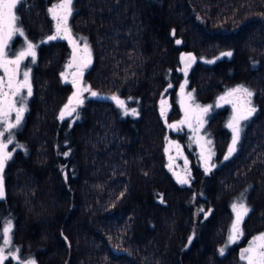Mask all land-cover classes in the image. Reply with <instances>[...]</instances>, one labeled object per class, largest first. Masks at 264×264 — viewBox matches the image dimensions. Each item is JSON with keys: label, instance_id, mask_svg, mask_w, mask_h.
<instances>
[{"label": "trees", "instance_id": "trees-1", "mask_svg": "<svg viewBox=\"0 0 264 264\" xmlns=\"http://www.w3.org/2000/svg\"><path fill=\"white\" fill-rule=\"evenodd\" d=\"M31 3L21 13L31 38L41 39L33 91L0 200L20 252L37 264H240L244 240L264 231V0H74L72 26L93 54L85 80L123 96L138 114L98 96L64 119L72 88L61 74L71 47L44 41L53 25L45 2ZM184 50L196 55L186 75L198 99L245 85L256 104L228 159L229 109L210 112L216 164L206 172L191 156L187 184L169 169L160 105L169 94V118L179 116ZM243 189L244 239L221 254L232 197Z\"/></svg>", "mask_w": 264, "mask_h": 264}, {"label": "snow or ice", "instance_id": "snow-or-ice-1", "mask_svg": "<svg viewBox=\"0 0 264 264\" xmlns=\"http://www.w3.org/2000/svg\"><path fill=\"white\" fill-rule=\"evenodd\" d=\"M23 4V0H0V69H3L4 76H0V119H3L7 124L5 131L10 132L12 128H15L20 124L23 113L25 112V103L26 99L21 95L22 89H27V96L32 95L31 84L29 83V72H23V80L18 81L17 76L20 72L21 62L27 58L31 57L32 60H35L36 57V45L32 42L27 43V47L20 51L18 54L13 53L14 59L9 58L8 45L12 41L13 37L17 34L20 36L24 35L23 29L18 26L19 16L16 14V10L19 5ZM73 0H59L57 4H54L48 9V12L51 14L52 19L55 21V35L48 37V40L56 39H67L70 44L73 46V52L71 61L68 64V67H76V71L72 73V84L76 88V91L72 93V96L69 97L68 102L64 105L60 113V119H64L66 116H72L73 113H76L77 108L83 105L84 100L82 98L83 92H89L90 88L81 87L79 80L83 76V70L87 68L91 62V50L86 42L83 44V48L80 47L79 42L73 37L71 28L68 25L69 17L72 15ZM177 44L180 43L179 40L176 41ZM232 53L224 52L221 53V56H231ZM195 58L191 54L182 55L181 61L184 63V68L181 71L187 73V69L191 66V63L194 62ZM213 61H208L212 63ZM64 76L67 81V75L64 73L61 74ZM6 77V79H5ZM171 87V85H169ZM184 85H181V91L183 92ZM7 89V91L5 90ZM92 96H97V93L92 92ZM254 93L243 85H238L233 89L228 90L223 96L219 97L220 101H223L227 104H232L234 109V115L232 119L228 122L227 127L232 130V143L228 148V155L225 159H228L229 156L236 150L237 141L240 138L241 132V121L248 120L255 112L256 108L252 106L251 97ZM19 98L20 107H17V99ZM189 99H191V93L188 94ZM112 99L116 101L117 105L125 110V114L131 112V115L136 116L138 113L136 109H127L126 103L124 100H121L117 96H113ZM166 101L161 100V115L166 114L164 105ZM212 106L201 107L200 105H195V108L192 111L196 115L197 123L203 127L204 116L210 111ZM188 109H186V119L180 123L188 122ZM11 112H15V124L8 123L7 117ZM169 127H175V125H169ZM191 127V124H189ZM4 133L0 132V136H3ZM8 144L12 143V139H8ZM207 143H211L208 141ZM179 148V145L176 146ZM7 144L3 141H0V172L3 171L5 163L8 159L11 158L12 153L6 151ZM167 151V149H166ZM67 155V153H65ZM211 159V153L207 160ZM214 166V165H213ZM206 171H210V168H206ZM177 179L181 184L189 183L187 177H181L177 175ZM4 196V188L2 178H0V198ZM233 210L236 213V219L231 226V234L228 239V243L237 242L243 235L241 229V223L245 216L249 213V208L244 203L233 204ZM203 211V210H202ZM11 222H7L3 228V238L4 243H11ZM3 250L0 249V252ZM221 254H223L224 249H220ZM6 259L3 255H0V264H3V260ZM241 259L246 261V264H264V233L259 234L249 242V246L242 250ZM28 264H35L34 261H29Z\"/></svg>", "mask_w": 264, "mask_h": 264}, {"label": "rangeland", "instance_id": "rangeland-1", "mask_svg": "<svg viewBox=\"0 0 264 264\" xmlns=\"http://www.w3.org/2000/svg\"><path fill=\"white\" fill-rule=\"evenodd\" d=\"M58 2H59V0H52V3H50L49 8L52 7L54 4H57ZM72 8H74V0H73ZM19 13L20 12L18 11V8H17L16 14L18 16L20 15ZM71 16L69 17L68 25L71 28L72 35L79 42L81 48H83V44H84L85 39H86V42H87V44L91 50V59L93 61L91 44L89 43V41L85 35H83L82 33L78 32L74 29V27L72 26V23H71ZM53 22L55 23L54 20H53ZM18 26L23 29L24 35L20 36L17 34L16 36H14L16 38L13 39L9 43V45H8L9 57L15 58L12 54L13 53L18 54L20 51H23L27 47V43L29 41L36 45L35 60L33 61L31 57L25 58L21 62L20 72H19L18 77H17L18 81H22L23 80V72H25V71L29 72V83L31 84V89H32V79H31L32 78V71H33L32 67L38 58L37 57V51H38L37 44L40 42L41 39L38 41H34L31 38V36L27 34V30H26L25 26L23 25L21 18L19 19ZM51 35H55V24H54V28L52 29L50 34L43 36L44 41H49L48 37ZM65 40H67V39H65ZM67 42H68V44H70L68 40H67ZM70 47H71V51L73 52L72 44H70ZM71 57H72V53L70 54L69 58L65 61L64 69L62 72L65 75H67V81L65 80L64 76L61 75L64 83L69 82L71 84L72 92L70 93L69 97L72 96V93L74 91H76V88L73 86L71 81L73 79L72 73L75 72L77 69L75 66H73L71 68L68 67L69 62L71 61ZM181 69H182V67L180 68V71H181ZM85 71H86V68L83 70V74ZM181 72H184V71H181ZM186 74L184 72V77L181 80V82H180L181 84L178 87L177 92H176V94H177L176 101H177V105L179 106V114H178L179 116L178 117H176L174 119L169 118V115H170L172 107H173L171 105V102H170L169 94H166L162 99V100L166 101V104L164 105L165 110H166V114L164 116L166 117V120H167V125H166V127H167L166 138L167 139H166L165 148L167 149L166 153H167V159H168V166H169V169L173 171V174H174L176 180H178L177 175H179L181 177H187L188 180L190 179L191 172H192V169H191L192 159L190 158L191 156H194L195 158H197L198 163L200 164L202 169H204L205 171H206V168L211 169L213 167V165L216 164V158L214 157L215 146H213V138L210 135L209 130H208L207 125H206L207 118L210 115V112L213 111L214 109H217V107L227 106V108L229 109V112H228L229 115H228V118L226 120V124H228V122L232 119V117L234 115V109H233L232 104H227V103H224L223 101H220L219 97L223 96L228 90L233 89L235 87L227 88L226 91L217 95L216 99H214L213 101L202 102L200 99H198L197 94L195 93L194 89L188 83V78H187ZM79 83H80L81 87L86 86V87L90 88L89 92H83L82 93V98H83L84 102L87 100L88 97H94L91 95L92 92L97 93V96H95V97L103 96V97H107V98L112 99L113 96H117L121 100L125 101L127 109H129V110L136 109V111L138 113L137 106H135L131 103L129 104V102L126 98H124L123 96L117 95L115 93L106 94V93H103L102 91H100L98 88L96 89L94 87H91L90 84L85 80L84 76H82V78H80ZM181 85H184L183 92L181 91ZM243 86L248 88L245 85H243ZM248 89L251 90L250 87ZM32 91H33V89H32ZM189 93H191V99H189V97H188ZM21 95H23L25 97L26 103L24 106L26 108H28L30 106V101H31L30 99H31L32 95L27 96V89H22ZM69 97H68V99H69ZM15 99H17V105L16 106L20 107L19 98L16 97ZM114 103L117 105L116 101H114ZM251 103H252V106H254V107L256 106L255 101H253V96L251 97ZM195 105H200L202 108L206 107V106H212L210 111L204 116L203 127H201L197 123L196 115L192 111V109L195 108ZM186 109L189 110L188 111V122L181 124L180 122L184 121L186 119ZM121 110L123 113H125L124 109L121 108ZM74 114L75 113H73L72 116H67V117H73ZM128 114H131V112L129 111ZM15 116H16V113L11 112L9 114V116L7 117L8 123L15 124V122H16ZM2 121H4V120L0 119V124ZM246 122H247V120L241 121V132H242L243 127L245 126ZM22 124H23V122L21 119L20 124L17 125L15 128H12L10 132L5 131V129L7 128L6 123H5L6 127H2V129H0V132L4 133L3 136H0V141H3L5 144H7L6 151L11 152L12 154L15 150L23 147V145L20 144V142L18 141V138H17V131L22 127ZM189 124H191V127H189ZM169 125H175V127H169ZM241 132H240V138L242 135ZM230 133L232 136V130L231 129H230ZM9 138L12 139L11 144L7 143ZM240 138L237 141L236 149L238 148V143L240 141ZM208 141H211V143L210 144L207 143ZM231 143H232V137H231V140H230V143L228 146H230ZM177 145H179V148L176 147ZM210 153H211V159L207 160V162H206V157H208ZM227 155H228V149H227L226 153L222 156V159H225V157ZM12 156L13 155H11V157ZM4 171H5V166L3 168V171L0 172V178H2V182L4 184L3 188L6 191V188H5L6 184L4 183V178H5L4 177ZM206 172H209V171H206ZM246 193L247 192L245 191V189H243L241 192H239L238 194H235L232 197L231 210H233L232 205L234 203L239 204L241 202L244 203L250 209V206L247 202L248 200L246 199L247 198ZM235 219H236V213L233 210V219H232L233 223H234ZM9 221L11 222V225H12L11 233H10L11 243L6 245L4 243V238H3V228L5 227L6 223ZM241 225H242V223H241ZM13 227H14V220H12L11 217L6 216V214L4 216L0 214V249L3 250L2 252H0V255H3L4 257H6V259L3 260V264H28L29 261L35 262V260L32 256L23 255L20 252L19 246H17L15 244V242L13 241V231H12ZM241 229H242V226H241ZM242 232H243V229H242ZM261 233H264V231L258 232L255 235H252L249 238L244 240V243L239 248L240 264H246V261L241 259L242 250L249 246V242L253 239V237L258 236ZM230 234H231V228H230ZM230 234H229V236H230ZM229 236H228V239H229ZM228 239L226 240L225 245H223V247H222L224 250H226L228 246L234 245V243H231V244L228 243ZM243 239H244V232H243V235L241 236V238L237 242H240ZM35 264H37V262H35Z\"/></svg>", "mask_w": 264, "mask_h": 264}, {"label": "flooded vegetation", "instance_id": "flooded-vegetation-1", "mask_svg": "<svg viewBox=\"0 0 264 264\" xmlns=\"http://www.w3.org/2000/svg\"><path fill=\"white\" fill-rule=\"evenodd\" d=\"M37 2H45V5H46V12L48 13V15H49V18H50V21H51V24L53 25L52 26V29L54 28V22H53V19H52V16H51V14L48 12V9H49V5H50V3H52V0H36ZM32 2V0H23V4L22 5H19L18 6V11L20 12L19 14V18H21V20H22V22H23V25L25 26V28H26V30H27V34L29 35L30 34V32H31V30H32V25H29L28 23H27V20H26V18H25V16H23V14L21 13L22 11H30V6H31V3ZM31 35V34H30ZM33 36V35H32ZM16 37H13V39H15ZM12 39V40H13ZM15 43V42H14ZM10 59H14V58H12V57H9ZM0 76H4V72H3V69H0ZM18 77V76H17ZM5 79H6V77H5ZM6 91H7V89H5ZM26 108V107H25ZM29 109H30V106L28 107V108H26V110H25V112L23 113V116H22V120H23V118L26 116V114L29 112ZM2 127H6V125H5V123H4V121H2L1 122V124H0V129H2ZM13 156H14V152H13V154H12ZM13 156L6 162V164H5V171H4V183L6 184V172H7V169H8V163H9V161L13 158ZM4 185V184H3ZM5 193H6V191H5V189H4V195H5ZM4 197V196H3ZM0 200H1V198H0Z\"/></svg>", "mask_w": 264, "mask_h": 264}, {"label": "water", "instance_id": "water-1", "mask_svg": "<svg viewBox=\"0 0 264 264\" xmlns=\"http://www.w3.org/2000/svg\"><path fill=\"white\" fill-rule=\"evenodd\" d=\"M187 54H191L192 55V57H194L195 58V60H196V55H195V53H192L191 51H187V50H184V51H182V53L180 54V61H181V56L182 55H187ZM194 60V62H192L191 63V66L187 69V71L194 65V63L196 62ZM181 63H182V69L184 68V63L181 61Z\"/></svg>", "mask_w": 264, "mask_h": 264}]
</instances>
